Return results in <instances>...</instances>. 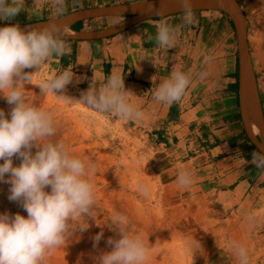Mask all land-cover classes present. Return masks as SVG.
<instances>
[{"label": "crops", "instance_id": "obj_1", "mask_svg": "<svg viewBox=\"0 0 264 264\" xmlns=\"http://www.w3.org/2000/svg\"><path fill=\"white\" fill-rule=\"evenodd\" d=\"M45 10L25 0L24 11L0 23L54 18L45 16ZM183 15L148 20L104 39L68 40L70 53L49 59L36 75L49 79L71 70L75 76L66 90L78 96L88 89L93 75L98 82L114 72L124 76L125 88L134 93L131 102L145 113L142 121L126 122L165 154L163 173L170 195L193 214L201 229H208L204 239L211 241L215 263L238 264L227 246L236 241L247 249L250 264H264L259 256L264 249V174L251 163L258 148L245 133L241 115L237 32L223 13L194 11L191 25L183 23ZM103 19L108 18L85 20L76 30L102 29L98 20ZM161 19L179 26L177 47L156 46L155 25ZM209 56L211 62L205 63ZM173 70L191 73L192 84L181 101L157 103L153 93ZM204 70L209 76L201 81L196 73ZM261 99L264 109L262 94ZM180 171L192 174L191 187L179 186ZM249 214L256 218L253 225L245 220Z\"/></svg>", "mask_w": 264, "mask_h": 264}, {"label": "clouds", "instance_id": "obj_2", "mask_svg": "<svg viewBox=\"0 0 264 264\" xmlns=\"http://www.w3.org/2000/svg\"><path fill=\"white\" fill-rule=\"evenodd\" d=\"M44 3L49 0H33L37 7ZM178 3L184 13L183 23L193 24L194 0H178ZM50 4L56 20L28 29H21L19 24L0 27V97L11 106L7 115L0 109V160L3 161L0 183L10 185L9 201L17 202L27 212V218L19 213H0V264H44L46 257L65 245L72 221L82 217L96 218L95 185L91 183L95 164L71 155L61 141L43 143L56 134L54 116L51 111L26 102L23 92L25 85L33 84L35 74L49 59L71 51L68 23L61 22L66 16L67 0H50ZM73 6H77V0H73ZM147 6L149 11L154 10L152 4ZM24 8L25 0H0V19L11 20ZM156 14H165L163 4ZM155 27L157 47H177L179 26L161 19ZM148 39L153 38L149 36ZM211 60L209 56L205 63ZM137 71L141 69L138 67ZM74 76V72L65 69L37 86L41 94L53 93L69 105H79L124 121L144 120L145 113L131 102L130 94L134 93L125 88L121 74L114 72L104 82H98L93 75L88 89L82 91L78 99L64 94ZM208 76L206 70L196 73L201 81ZM192 81L191 73L173 70L153 93L155 101L166 105L181 101ZM258 135L264 139L261 131ZM33 148L36 149L34 154ZM14 157L21 161L18 166L13 165ZM251 163L264 174V147L258 145ZM177 182L187 189L193 184V176L188 171H180ZM49 187L50 191H46ZM138 188L144 195L148 194L146 186L138 185ZM255 219L252 214L245 217L249 225H253ZM129 223L122 214L111 217L107 227L119 238L110 237L106 241L111 251L101 253L96 264H147L149 247L140 236L131 233ZM88 227L89 224L78 229L83 232ZM103 235L101 231L93 237V247ZM199 246L198 243L188 244L185 251L198 250ZM227 246L238 264H250L244 246L236 241H229Z\"/></svg>", "mask_w": 264, "mask_h": 264}, {"label": "rangeland", "instance_id": "obj_3", "mask_svg": "<svg viewBox=\"0 0 264 264\" xmlns=\"http://www.w3.org/2000/svg\"><path fill=\"white\" fill-rule=\"evenodd\" d=\"M132 1L136 0H77V6H73V0H67L66 12L81 6L86 8ZM239 1L248 19V40L264 101V0ZM40 6L46 7L45 16H57L50 0ZM121 20L103 19L98 23L105 28ZM84 23L77 24V27H82ZM43 80L47 79L35 74L33 84L25 85L23 89L26 102L51 111L54 116L56 134L43 143L61 141L71 155L95 164L91 183L95 185L96 199L95 220L82 217L72 221L65 245L46 257L44 264H96L101 253L111 251L106 241L110 237L119 238L107 227L115 214L126 216L131 233L140 236L149 247L147 264H216L209 249L211 241L204 239L208 229H201L193 214L170 195L171 188L163 173L165 154L145 133L122 119L95 113L79 105L74 106L82 113H75V110L72 112L66 108V103L57 95L41 94L37 85ZM64 94L76 99L80 97L69 90ZM10 107L0 97V109L6 115ZM32 151L34 154L36 149ZM0 163L3 161L0 160ZM20 163L13 158L14 166ZM138 185L146 186L148 194L144 195ZM9 188V184L0 183V213H19L27 218V212L17 202L9 201ZM45 190L50 191V187ZM88 224L86 231H79L78 228ZM101 231L104 235L93 247V237ZM193 243L200 245L198 250L185 251L186 245ZM259 256L264 257V249Z\"/></svg>", "mask_w": 264, "mask_h": 264}, {"label": "water", "instance_id": "obj_4", "mask_svg": "<svg viewBox=\"0 0 264 264\" xmlns=\"http://www.w3.org/2000/svg\"><path fill=\"white\" fill-rule=\"evenodd\" d=\"M148 4H152L154 10L149 11ZM161 4L165 7L163 16L156 14ZM193 11H220L226 13L232 20L237 32L239 45L240 107L245 131L257 148L258 145L264 147V139H260L258 135L261 131L262 136H264V109L248 40V19L240 1L194 0ZM180 13H183V11L178 0H136L80 8L66 13L65 18L61 22L68 23L69 40H99L120 34L142 22ZM97 18H122V20L98 30L79 31L74 28L76 24L82 21ZM56 19L57 17L27 23H0V27L19 24L21 29H28L33 25L46 24ZM254 125L258 126V130H255ZM254 134H256V137Z\"/></svg>", "mask_w": 264, "mask_h": 264}, {"label": "bare ground", "instance_id": "obj_5", "mask_svg": "<svg viewBox=\"0 0 264 264\" xmlns=\"http://www.w3.org/2000/svg\"><path fill=\"white\" fill-rule=\"evenodd\" d=\"M65 106H66V108H68L69 110H72V112L75 110V113H78V112H80V111H76V108H75V106L74 105H69V104H65ZM83 112H84V110H83ZM85 112H87V111H85ZM80 113H82V111L80 112ZM76 116V115H75ZM254 128H255V130H258V126L257 125H254Z\"/></svg>", "mask_w": 264, "mask_h": 264}, {"label": "trees", "instance_id": "obj_6", "mask_svg": "<svg viewBox=\"0 0 264 264\" xmlns=\"http://www.w3.org/2000/svg\"><path fill=\"white\" fill-rule=\"evenodd\" d=\"M214 12H217V13H223V14H225V15L230 19V17H229L226 13H224V12H220V11H214ZM108 19L117 20V19H119V18H108ZM230 20H231V19H230ZM231 21H232V20H231ZM74 28L77 29V25L74 26ZM245 133H246V132H245Z\"/></svg>", "mask_w": 264, "mask_h": 264}]
</instances>
